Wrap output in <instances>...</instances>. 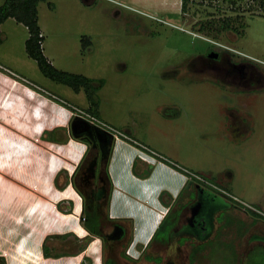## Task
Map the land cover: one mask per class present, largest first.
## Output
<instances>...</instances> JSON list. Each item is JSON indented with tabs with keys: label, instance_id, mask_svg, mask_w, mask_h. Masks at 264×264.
Wrapping results in <instances>:
<instances>
[{
	"label": "rangeland",
	"instance_id": "rangeland-1",
	"mask_svg": "<svg viewBox=\"0 0 264 264\" xmlns=\"http://www.w3.org/2000/svg\"><path fill=\"white\" fill-rule=\"evenodd\" d=\"M182 2L41 0L37 16L43 54L58 70L83 75L95 85L102 82L96 91L100 121L159 154L161 161L186 168L179 171L203 179L208 190L221 187L264 222V80L256 86L261 78L253 70V89L240 90L219 83L217 72H192L189 61L209 47L219 49L185 32L193 28L196 34L202 20L240 15L238 34L208 39L235 43L230 46L241 58L251 57L264 75V6L247 0L235 11L220 0H188L183 11ZM27 38V29L12 18L0 25V66L16 74L0 67V101H5L0 107V257L4 264L54 263L58 259L45 258L43 252L46 262H31L30 252L36 245L42 251L46 239L52 255L62 259L59 264L73 256L74 264H102L101 239L87 233L71 181L87 146L71 137L70 122L74 108H88V99L83 89L74 91L45 77L25 51ZM23 92L34 101L20 99ZM15 99L19 104L11 110ZM39 102H44L40 119L32 114ZM119 208L113 214L129 220ZM241 226L229 227L235 238L219 233L195 245L205 255L196 258L198 264H264L260 241L245 251L251 230ZM134 233L126 248L137 256L142 247ZM159 237L166 235L162 231ZM157 245L158 250L165 246L154 243L152 251ZM120 253L130 255L125 247Z\"/></svg>",
	"mask_w": 264,
	"mask_h": 264
},
{
	"label": "flooded vegetation",
	"instance_id": "flooded-vegetation-1",
	"mask_svg": "<svg viewBox=\"0 0 264 264\" xmlns=\"http://www.w3.org/2000/svg\"><path fill=\"white\" fill-rule=\"evenodd\" d=\"M220 1L229 3L231 7H234L233 9L235 11L239 9L236 8L237 4L242 2V0ZM233 2L235 3L234 5ZM239 16H224L218 20H202L198 22L196 27V34L198 35L193 33V28L192 30L186 31L180 30L206 39L219 49L217 51V49L209 47L205 54H199L189 61L187 67H191L192 72L199 69L200 71L198 70L197 72H205L209 76V73L214 71L218 74L216 80L224 86L237 87L240 90H251L253 89V70L258 72V77L261 78L256 81L257 83L254 82L256 86H261L264 80L263 73L253 64V59L251 57L246 59V56V58H241V53L230 46L235 43L225 45L208 39L209 37L215 39L216 36L227 32L238 34L237 26H241V24L236 23L240 18ZM216 22H218V25L212 26L213 28L218 29L219 26L222 28L225 23L228 24V28L219 29L220 31L210 30V24L212 23L214 25ZM199 24L205 25L203 31L199 30ZM140 27H143V25H140ZM154 34H156L154 37L159 36L157 31ZM237 122L240 123L241 121L237 119ZM91 129L93 130L91 134L84 133L79 137V140H86L84 144H86L87 150L82 161L73 171L71 181L81 198V213L84 214L85 206L86 208L92 206V208L97 209L96 213L99 217L97 219L96 230L98 234L87 233L90 236L101 239L103 253L102 264H198L196 258H203L205 255L204 252L197 251L195 245L205 243V241L219 234L217 231L218 233L216 232L213 236L210 233L206 235L205 232L208 229H220L221 231L223 227H232L235 224V220L230 212L234 211L240 215L249 216L252 220L253 215L261 219V216L253 213V209L244 207L228 196L229 194L225 195L217 190L216 192L210 191L206 185H202L198 181L193 180L189 184L190 186L194 183L191 200L180 208L178 212L179 205L176 204V211L174 210L172 213L168 211L165 216L171 226V230L166 237L154 236L151 240L150 247L148 245H139L142 247L140 253L135 256V252L132 250L133 253L130 254V249L128 250L126 247H128L130 239H132L130 237H132L134 231L132 222L130 220H119L118 215L113 216V213L109 214L107 211V206L110 211V201L113 193V184L108 175V165L115 138L108 134L109 140L107 144H101L99 143L98 135L94 131V127ZM219 189L223 190L221 187ZM83 221H85V216H83ZM262 229L264 230V228ZM263 230L260 235H255L254 240L253 233L249 235L250 237L246 236L245 239L248 247H246L247 249L245 251L252 250L253 242L257 240L260 241L258 244L264 248ZM226 233H228L229 238H235L234 232L228 231ZM126 240L127 243L124 244ZM181 240H186V242L182 244ZM154 243L165 246L162 250H158L157 245L156 250L152 251ZM123 245L126 252L130 254L129 257L123 256L120 253L121 248H124ZM157 252L159 253L156 254Z\"/></svg>",
	"mask_w": 264,
	"mask_h": 264
},
{
	"label": "crops",
	"instance_id": "crops-1",
	"mask_svg": "<svg viewBox=\"0 0 264 264\" xmlns=\"http://www.w3.org/2000/svg\"><path fill=\"white\" fill-rule=\"evenodd\" d=\"M25 93L26 92H23V94ZM5 97H7V95H5ZM20 99L27 102L31 100V102H33L35 98L27 93ZM18 100L15 99L10 102L11 110L15 108L11 107L13 104H19ZM3 104L5 105V101L3 102L1 100V108ZM43 104L44 102H39L35 107L34 113H32L35 118L40 119L39 111H42ZM46 128L42 130H45ZM50 132H57V129L50 130ZM140 145H137L134 142L129 143L127 140H115L111 158L109 160L108 175L113 184V193L110 201L111 213L119 214V207H123L122 209L125 215L130 216L128 219L133 224L135 232L134 235L136 234L135 237H133L135 243L139 242L140 246H145L153 239L156 230L167 215L168 210L179 205L177 209L178 212L180 208L191 200L193 190H191L190 187L193 189L194 186H189L187 175L185 173L164 162H161L160 160L158 161L153 159ZM170 161L172 163V160ZM174 165L181 168L183 171L186 169L180 167L177 163H174ZM230 213L233 215L235 220L234 226L242 224L241 227L246 228V230H251L246 236L250 237L249 235L253 233L254 240L255 235H260L261 232L259 231H262V228L264 227L262 219L253 215L252 220L249 216L246 217L234 211ZM156 220H158L157 224L151 233H149V237L145 239L144 237L148 232V229L154 225ZM73 228L74 225L72 226V229ZM210 230L211 229H209L208 232L211 236H213L217 231L221 234H225L230 231V228L223 227L221 231L220 229ZM28 244L29 246L34 247L32 242L29 241ZM41 246L42 245L40 244V247ZM35 247H37V249L30 252V254H32L31 262H46L47 259L43 258L42 251L38 245ZM85 249L86 248H84V250ZM75 258L76 257L74 256L71 259L68 258V261H64L62 264H74L72 259ZM56 259L58 260H52L54 263L48 264H59V260H62L60 257Z\"/></svg>",
	"mask_w": 264,
	"mask_h": 264
},
{
	"label": "trees",
	"instance_id": "trees-1",
	"mask_svg": "<svg viewBox=\"0 0 264 264\" xmlns=\"http://www.w3.org/2000/svg\"><path fill=\"white\" fill-rule=\"evenodd\" d=\"M41 0H5L3 4L0 6V25L4 23L7 19L12 18L17 23L22 24L28 32V38L25 42V51L28 54V56L33 59L39 71L48 79H50L53 82L60 83L66 86H69L74 91H79L81 89L84 90L87 99H88V108L87 109H81L86 111L87 113H90L91 115L98 118V107L99 102L97 101V95L96 91L101 86L102 82L99 84L94 83V80L87 78L83 75L73 74L65 71L58 70L54 68L51 63L47 60V58L43 54L42 50V43H43V36L41 34L40 27L38 25V16H37V6ZM188 0H183L182 2V8L181 10L186 11ZM247 1V0H242ZM259 6H264V0H258ZM235 3L233 2V5ZM243 26V23L241 24ZM197 26V25H196ZM216 26V24H210V30L220 31L219 29L228 28V24L225 23L224 26L221 28L220 26L218 29L213 28ZM205 28L204 24H199V30L203 31ZM59 139H57L58 142ZM63 142L64 140H59ZM82 143H85V139H80ZM165 162V161H164ZM166 164L177 168V170H181V168H178L176 165L172 164L171 161L166 160ZM188 184L191 183V181L195 180V178L192 175H187ZM95 208H92V206L87 207L85 206V221L83 223L85 229L91 233V234H98L97 229V219L99 215H97ZM96 227V228H95ZM171 226L170 222L166 220V217L162 220L161 224L159 225L158 229L156 230L154 236H159L160 232L163 231L165 235L170 232ZM209 230V229H208ZM205 232V234H209V232ZM62 238L64 236H61ZM46 241V239H45ZM43 242L42 245V252L43 256L45 258L55 257L58 258L56 255H52L50 249L46 246V242ZM81 251L84 250V248L80 249ZM0 264H4V260L2 257H0Z\"/></svg>",
	"mask_w": 264,
	"mask_h": 264
},
{
	"label": "built area",
	"instance_id": "built-area-1",
	"mask_svg": "<svg viewBox=\"0 0 264 264\" xmlns=\"http://www.w3.org/2000/svg\"><path fill=\"white\" fill-rule=\"evenodd\" d=\"M0 67H1V66H0ZM1 68H2V67H1ZM2 69H3V70H7L8 72H11V71H9V70L6 69V68H2ZM11 73H13V72H11ZM13 74H15V73H13ZM15 75H16V74H15ZM32 86H33V85H32ZM34 87H36V86H34ZM36 88H38V87H36ZM38 89H39V88H38ZM43 91H44V90H43ZM72 117H73V118L78 117V118H80V119L86 121L90 126H92V127H94V128H97V129H100V130L106 132L107 134L112 135V136L115 138V140H118V139H121V140H127V141L134 142V143L137 144V145H140L139 143H137V142H135V141H132V140H131L129 137H127L126 135H124V134L118 132L117 130H115V129L112 128L111 126H109V125H107L106 123L100 121L98 118H96L95 116L91 115L90 113H87V112L84 111V110H81V109H79V108H76V109L74 108V111H73V115H72ZM73 118H72V119H73ZM140 146H141L145 151H147L150 155L160 158V157H159V154H156V153H154L153 151H150L149 149H147V148H146L145 146H143V145H140ZM164 160L166 161V159H164ZM187 174L192 175V176H193L194 178H196V179L199 181V183H201L202 185H208L206 181H204L203 179H200V178L195 177L192 173L188 172ZM209 186H210V185H209ZM211 187H212L213 189L217 190V191H220L221 193H223V194H225V195H228V193L225 192L224 190H220L219 188H217V187H215V186H213V185H212ZM228 196H230L232 199H234V200L237 201L238 203L242 204L244 207H247V208H250V209H251L250 206H248V205L245 204V203L240 202V201H239L238 199H236L235 197H233V196H231V195H228ZM253 212H255V211H253ZM255 213H256V212H255ZM257 214H259V213H257ZM259 215H261V214H259Z\"/></svg>",
	"mask_w": 264,
	"mask_h": 264
},
{
	"label": "water",
	"instance_id": "water-1",
	"mask_svg": "<svg viewBox=\"0 0 264 264\" xmlns=\"http://www.w3.org/2000/svg\"><path fill=\"white\" fill-rule=\"evenodd\" d=\"M92 127L84 120L76 117L73 118L70 122V134L71 137L74 139H79L80 135L86 133L91 134L92 133ZM96 134L98 135L99 143L106 145L107 141L109 140V136L106 132L94 128Z\"/></svg>",
	"mask_w": 264,
	"mask_h": 264
},
{
	"label": "clouds",
	"instance_id": "clouds-1",
	"mask_svg": "<svg viewBox=\"0 0 264 264\" xmlns=\"http://www.w3.org/2000/svg\"><path fill=\"white\" fill-rule=\"evenodd\" d=\"M133 141V140H132ZM129 143H132L131 141H128ZM147 152V151H146ZM148 153V152H147ZM149 154V153H148ZM150 155V154H149ZM153 159H155V160H160L161 161V159L160 158H158V157H155V156H152V155H150ZM168 160V159H167ZM165 161V160H164ZM164 161H161V162H164ZM168 161H170V160H168ZM166 162V161H165ZM164 162V163H165ZM173 164V163H172Z\"/></svg>",
	"mask_w": 264,
	"mask_h": 264
}]
</instances>
